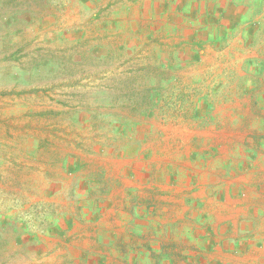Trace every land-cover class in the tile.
<instances>
[{"label": "rangeland", "instance_id": "rangeland-1", "mask_svg": "<svg viewBox=\"0 0 264 264\" xmlns=\"http://www.w3.org/2000/svg\"><path fill=\"white\" fill-rule=\"evenodd\" d=\"M0 264H264V0H0Z\"/></svg>", "mask_w": 264, "mask_h": 264}]
</instances>
